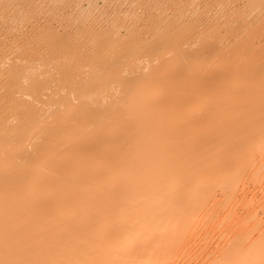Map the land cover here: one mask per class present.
I'll use <instances>...</instances> for the list:
<instances>
[{
    "label": "bare ground",
    "instance_id": "1",
    "mask_svg": "<svg viewBox=\"0 0 264 264\" xmlns=\"http://www.w3.org/2000/svg\"><path fill=\"white\" fill-rule=\"evenodd\" d=\"M0 264H264V0H0Z\"/></svg>",
    "mask_w": 264,
    "mask_h": 264
}]
</instances>
